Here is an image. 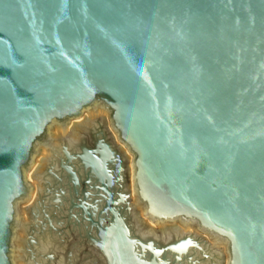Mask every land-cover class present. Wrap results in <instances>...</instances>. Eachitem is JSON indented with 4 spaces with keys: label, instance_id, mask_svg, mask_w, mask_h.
Returning a JSON list of instances; mask_svg holds the SVG:
<instances>
[{
    "label": "water",
    "instance_id": "water-1",
    "mask_svg": "<svg viewBox=\"0 0 264 264\" xmlns=\"http://www.w3.org/2000/svg\"><path fill=\"white\" fill-rule=\"evenodd\" d=\"M29 169L17 264H264V0H0V264Z\"/></svg>",
    "mask_w": 264,
    "mask_h": 264
},
{
    "label": "bare ground",
    "instance_id": "bare-ground-1",
    "mask_svg": "<svg viewBox=\"0 0 264 264\" xmlns=\"http://www.w3.org/2000/svg\"><path fill=\"white\" fill-rule=\"evenodd\" d=\"M97 107H101V108H104L107 112H108V114H109V120H110V123H111V126H112V122H111V118H110V116H111V114H110V112H109V110L105 107V106H103V105H95L93 108H91V109H88V110H85L84 111V113L83 114H85V113H87V112H89V111H91V110H93L94 108H97ZM82 114V115H83ZM71 121V120H70ZM59 124H61V123H57V122H54L51 126H50V128H49V131H48V136H49V134L52 132V130L55 128V126L56 125H59ZM112 130H113V128H112ZM113 132L115 133V135L117 136V139L119 140V134L118 133H116L114 130H113ZM124 146V145H123ZM125 147V146H124ZM40 148H41V146H40ZM125 149H126V147H125ZM127 150V149H126ZM128 151V150H127ZM128 153H129V151H128ZM130 154V153H129ZM131 155V154H130ZM132 156V170H133V187H134V156L133 155H131ZM36 158V156L34 157V159ZM33 163H34V161H33ZM33 163L31 164V166H30V168L32 167V165H33ZM30 170V169H29ZM29 170H26L25 171V179H26V181L27 182H29V180H28V176H27V174L29 173L28 171ZM30 184V183H29ZM30 186H31V184H30ZM32 187V186H31ZM134 193H135V199H136V201H137V203H138V206H139V208H140V210L142 211V213H143V216L148 220V221H150L152 224H155V225H161V224H165V223H168V222H163V221H153V220H150L148 217H146V210L143 208V206L139 203V201L137 200V194H136V192H135V188H134ZM32 194H33V187H32V192H31V194H30V196H29V198L28 199H30L31 198V196H32ZM27 199V200H28ZM27 200H25V201H27ZM24 201V202H25ZM24 202H20V203H17V226H16V228H15V236H14V239H13V250H12V255H11V260H12V262H13V264H17V261H16V257H15V242H16V234H17V227H18V219H19V211H20V207H21V204H23ZM170 224H180V225H185V226H188V227H190V228H193V229H195V230H198L199 232H202L201 231V228H199V226L198 225H193L192 223H183V222H181V221H176V222H173V223H170ZM209 237V236H208ZM210 238V237H209ZM212 239V238H211ZM212 240H214V241H216L217 243H219V244H221V245H226V247L225 246H222L224 249H226V254H227V257H228V259H229V250H228V242L227 241H224V240H219V239H216V238H213Z\"/></svg>",
    "mask_w": 264,
    "mask_h": 264
},
{
    "label": "flooded vegetation",
    "instance_id": "flooded-vegetation-1",
    "mask_svg": "<svg viewBox=\"0 0 264 264\" xmlns=\"http://www.w3.org/2000/svg\"><path fill=\"white\" fill-rule=\"evenodd\" d=\"M107 113H108V112H107ZM108 116H109V114H108ZM34 161H35V159H34ZM30 169H31V168H30ZM29 171H30V170H29ZM29 171H28V172H29ZM132 173H133V170H132ZM27 176H28V174H27ZM28 180H29V178H28ZM28 183H30V184H31V182H30V181H29ZM31 186H32V184H31ZM32 187H33V186H32ZM29 200H30V199H28L27 201H29ZM27 201H25L24 203H26ZM24 203H23V204H24ZM21 205H22V204H21ZM149 222H150V221H149Z\"/></svg>",
    "mask_w": 264,
    "mask_h": 264
},
{
    "label": "rangeland",
    "instance_id": "rangeland-1",
    "mask_svg": "<svg viewBox=\"0 0 264 264\" xmlns=\"http://www.w3.org/2000/svg\"><path fill=\"white\" fill-rule=\"evenodd\" d=\"M115 134V133H114ZM116 136V135H115ZM116 138H117V136H116ZM124 147V146H123ZM125 148V147H124ZM128 152V151H127ZM129 154V153H128ZM130 155V154H129ZM130 157H131V160H132V156L130 155ZM141 213H142V211H141ZM142 215H143V213H142ZM151 223V222H150ZM180 225V224H179ZM222 246H225L226 247V245H222ZM224 247V248H225ZM225 251H226V249H225Z\"/></svg>",
    "mask_w": 264,
    "mask_h": 264
}]
</instances>
